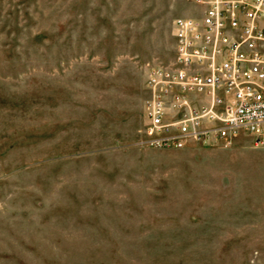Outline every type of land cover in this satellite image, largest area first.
Wrapping results in <instances>:
<instances>
[{"label": "rangeland", "instance_id": "1", "mask_svg": "<svg viewBox=\"0 0 264 264\" xmlns=\"http://www.w3.org/2000/svg\"><path fill=\"white\" fill-rule=\"evenodd\" d=\"M194 1L0 0V264H264V149L145 144Z\"/></svg>", "mask_w": 264, "mask_h": 264}, {"label": "built area", "instance_id": "2", "mask_svg": "<svg viewBox=\"0 0 264 264\" xmlns=\"http://www.w3.org/2000/svg\"><path fill=\"white\" fill-rule=\"evenodd\" d=\"M174 23V56L149 68L147 146L264 149V0H195Z\"/></svg>", "mask_w": 264, "mask_h": 264}]
</instances>
